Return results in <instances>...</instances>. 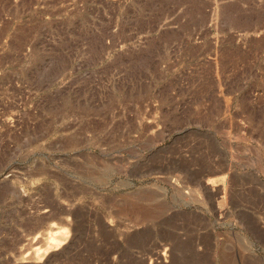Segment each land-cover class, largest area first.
I'll list each match as a JSON object with an SVG mask.
<instances>
[{
  "label": "rangeland",
  "instance_id": "obj_1",
  "mask_svg": "<svg viewBox=\"0 0 264 264\" xmlns=\"http://www.w3.org/2000/svg\"><path fill=\"white\" fill-rule=\"evenodd\" d=\"M0 264H264V0H0Z\"/></svg>",
  "mask_w": 264,
  "mask_h": 264
},
{
  "label": "bare ground",
  "instance_id": "obj_2",
  "mask_svg": "<svg viewBox=\"0 0 264 264\" xmlns=\"http://www.w3.org/2000/svg\"><path fill=\"white\" fill-rule=\"evenodd\" d=\"M55 240V239H54ZM53 243V242H52Z\"/></svg>",
  "mask_w": 264,
  "mask_h": 264
}]
</instances>
